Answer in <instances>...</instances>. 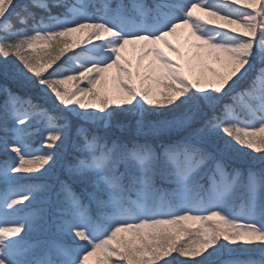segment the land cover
I'll return each mask as SVG.
<instances>
[{"label":"snow or ice","instance_id":"6c2138e0","mask_svg":"<svg viewBox=\"0 0 264 264\" xmlns=\"http://www.w3.org/2000/svg\"><path fill=\"white\" fill-rule=\"evenodd\" d=\"M0 97V264H264V0H0Z\"/></svg>","mask_w":264,"mask_h":264},{"label":"rangeland","instance_id":"374dc122","mask_svg":"<svg viewBox=\"0 0 264 264\" xmlns=\"http://www.w3.org/2000/svg\"><path fill=\"white\" fill-rule=\"evenodd\" d=\"M151 1L153 2V0H151ZM124 2L127 3L126 0H124ZM145 3H146V1H145ZM238 7H242V6H238ZM186 36H187V31H186V30H183L182 35H181V38H180L179 41H177V39H176V38H173V37H169V39L172 41L173 44H177L178 46H181L183 51H187L186 46H184V38H185ZM69 42H71V41H69ZM82 47H83V45H82ZM161 47H163V45H161ZM76 50H78V49H74L73 51H76ZM164 51H165V52H168V50H167L166 48L164 49ZM168 54H169V55H172L171 53H168ZM129 55H130V57H131V55H132V53H131V48L129 49ZM173 59L175 60L176 57L173 56ZM21 235H23V233H21ZM33 239H35V237H33ZM241 258H243V257H241ZM198 259H199V258H198Z\"/></svg>","mask_w":264,"mask_h":264},{"label":"trees","instance_id":"16d2710c","mask_svg":"<svg viewBox=\"0 0 264 264\" xmlns=\"http://www.w3.org/2000/svg\"><path fill=\"white\" fill-rule=\"evenodd\" d=\"M146 1H148L149 3H151V0H146ZM112 2L113 3H116L117 1L116 0H112ZM65 59V57H61V60L60 61H57V63H61L63 60ZM54 67H55V65H54ZM35 98V97H34ZM2 97H0V102H2ZM116 133L118 134V135H127L128 134V132H127V130H125V132H123V133H121L118 129L116 130ZM255 155V154H254ZM0 158H2V157H0ZM236 166H238V167H246V166H244V165H236ZM205 183H206V181H205ZM173 255H175V254H173ZM253 255H255V254H253ZM243 258H245V257H243Z\"/></svg>","mask_w":264,"mask_h":264}]
</instances>
